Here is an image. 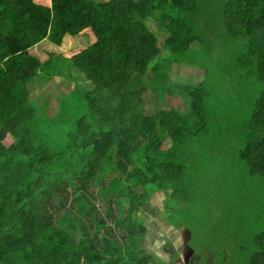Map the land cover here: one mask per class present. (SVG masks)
Here are the masks:
<instances>
[{
  "label": "trees",
  "instance_id": "trees-1",
  "mask_svg": "<svg viewBox=\"0 0 264 264\" xmlns=\"http://www.w3.org/2000/svg\"><path fill=\"white\" fill-rule=\"evenodd\" d=\"M52 3L0 0V264H151L158 257L147 252L148 227L135 213L161 186L187 196L186 160L172 149L183 142L185 126L207 124V101L212 93L224 96L221 86L237 88L228 97L233 102L248 85L260 91L238 130L246 133L241 158L264 175V0ZM213 3L217 22L205 23L215 38L236 43L233 60L192 29ZM151 18L167 23L163 45ZM86 27L96 41L71 58L69 70L61 54L46 62L30 54L45 38L59 44ZM62 72L75 91L46 83ZM74 72L93 89L78 93ZM166 99L182 100L183 108L164 106ZM50 100L59 102L57 110ZM160 128L169 130L171 147ZM167 171L172 181L164 186ZM255 244L250 260L235 264H264V229Z\"/></svg>",
  "mask_w": 264,
  "mask_h": 264
},
{
  "label": "rangeland",
  "instance_id": "rangeland-1",
  "mask_svg": "<svg viewBox=\"0 0 264 264\" xmlns=\"http://www.w3.org/2000/svg\"><path fill=\"white\" fill-rule=\"evenodd\" d=\"M34 2L47 4V0H34ZM49 3L52 6V0H49ZM218 16L219 4L213 3L209 9L205 8L201 17L204 28L200 19L192 29L206 33L207 39L210 35L213 45L225 51L231 56L230 60H233L239 52L236 43L224 35L223 38H215L213 28L205 23L210 17L213 18V22H217ZM158 21V18H151L149 23L151 26L153 24L155 29L159 30L161 27L163 45L164 40L168 38L165 27L167 23L161 21V24L160 22L158 24ZM96 37V32L86 27L76 34L67 33L63 39L62 36L57 38L58 42L62 39L59 44H53L49 38H45L46 40L34 45L35 49L31 50L30 54L34 52L43 62L49 60L53 54H61L65 62L63 71L69 70L71 58L92 45ZM240 46L241 43L239 48ZM23 53L19 50L16 55L17 58L14 60L16 65L22 62ZM191 56L194 57L195 52ZM164 64L166 67L170 66L169 61H165ZM185 67L186 65L183 69ZM171 68L173 71L177 70L173 64ZM191 72H199V70H191ZM73 75L80 85L78 93L93 89L92 81L85 77L84 73L74 72ZM52 81L57 83L59 91L69 90L59 84L67 85L65 82L69 81L64 72L54 78H48L46 83L51 84ZM158 84L159 81L156 82L155 88ZM67 86L73 91L76 89L74 82ZM220 91L224 96L212 93L207 101V124H202L201 129L185 126L183 142L172 149L175 158L186 160L187 174L184 175V184L188 187L187 196L176 190L163 189L161 186L154 190L153 195L148 196V202L143 209L135 213L138 218L144 219L148 227L142 240L147 252L161 259L155 264L176 261L185 253L183 248L185 251L189 248L182 244L187 237L184 226L191 230L190 246L197 255L202 256V261L198 264H235L236 260L246 263L257 249L255 237L264 229V175L255 174L247 161L241 158L240 150L244 146L243 134L246 133L238 130V127L250 121L260 91L256 85L242 88V98L239 102H233L228 98L232 93L238 92L237 88L221 86ZM149 94L152 95L150 89ZM215 98L218 102L214 105ZM181 101L178 99L173 102L166 99L163 103L164 106H177L182 109ZM79 103L85 110L81 97ZM58 104L59 102L56 104L50 100L52 107L50 109L57 110ZM153 108L154 104L148 105V110ZM67 114L72 116L73 111L68 110ZM249 130L250 128H247L246 132ZM159 134H164L165 145L170 139L169 130L160 128ZM171 146L167 141L164 147ZM169 174L170 171H167L162 180L164 186L172 181L171 177L168 178ZM233 246L235 249H232ZM214 247L216 249H213ZM143 256L141 254L138 257Z\"/></svg>",
  "mask_w": 264,
  "mask_h": 264
},
{
  "label": "crops",
  "instance_id": "crops-1",
  "mask_svg": "<svg viewBox=\"0 0 264 264\" xmlns=\"http://www.w3.org/2000/svg\"><path fill=\"white\" fill-rule=\"evenodd\" d=\"M160 199H162V198H160ZM184 228L186 229L187 237L185 239V242L182 243V244L184 246H189V248L186 249L187 252L183 248V252H185V253L181 257L177 258L176 261L173 260L172 262H163L162 261L163 264H198V263H201V261H202L201 254L197 255L195 253V251L193 250V248L190 246L191 245V230L189 228H187L186 226H184ZM213 249H216V247H214ZM213 249H210V250H213ZM141 254H139V256ZM214 259H215V256L213 257V260ZM157 260H161V259L160 258H156V260L152 261L151 264H155Z\"/></svg>",
  "mask_w": 264,
  "mask_h": 264
}]
</instances>
